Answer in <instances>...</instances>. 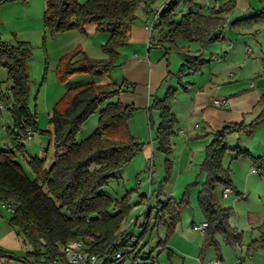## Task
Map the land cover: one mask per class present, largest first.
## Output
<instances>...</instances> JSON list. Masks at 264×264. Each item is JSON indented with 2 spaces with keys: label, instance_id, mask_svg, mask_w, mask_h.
I'll use <instances>...</instances> for the list:
<instances>
[{
  "label": "trees",
  "instance_id": "trees-1",
  "mask_svg": "<svg viewBox=\"0 0 264 264\" xmlns=\"http://www.w3.org/2000/svg\"><path fill=\"white\" fill-rule=\"evenodd\" d=\"M12 1L15 0H0V6ZM258 1L262 5L260 10L243 20H264V0ZM192 2L165 0L151 23V28L160 30L157 39L165 52L176 48L181 55L179 76L189 70H200L205 62L201 49L217 38L212 33L225 22L221 14L225 11L224 5L202 13L199 9L189 8ZM137 5L138 0H45L42 21L51 34L69 29L84 31L85 25L91 22L97 29L107 27L109 30L107 40L101 44L107 58H89L83 53L79 55L77 47L73 48L59 58L57 76L66 79L74 73L107 74L116 65L118 47L127 41ZM143 9L147 13L153 11L147 3ZM177 39L196 41L198 49H179L183 46L177 44ZM29 56L30 47L26 41L12 43L0 40V67L6 70L7 81L5 92L0 90V104L6 107L10 119L5 126L7 145L0 147V198L16 203L9 217L10 224L22 236L23 242L31 247L28 254L33 257L43 255L44 261L51 262L54 257H61L64 242L79 238L87 252L104 257L102 264L127 260L129 264H150L151 250H144L145 244L141 240L148 220L140 224L143 228L137 235L123 228L122 222L130 207L126 195L113 199L102 190L113 171L126 164L142 148V143L130 134L127 127L133 107L118 99L109 100L128 87L110 79L103 82L79 81L69 86L48 114L53 147L51 162L45 167L43 157L29 156L26 161L33 173L30 176L16 159V154L23 151L24 140L28 139L27 131L32 134L37 127L35 113L27 104L26 61ZM174 90L168 87L164 97H155L149 106L158 113L153 138L157 149H170V137L176 121L170 110ZM94 112H97L95 129L77 141L76 134L81 124ZM243 127L242 123H227L213 132L205 147L200 164L204 180L197 190V202L207 222L202 247L216 244V234L226 242L240 240L241 233L229 223L232 209L217 202L213 189L217 183L231 187L229 170L222 164L228 150L224 142L228 134L240 132ZM231 150L249 156L254 168L264 178V154L251 156L236 146ZM166 167L168 171L170 165ZM179 205L180 201L167 198L164 204L157 206L154 223L165 222L167 217L169 228L173 227ZM132 236L136 240L128 242ZM252 248L264 249V235L251 241L248 249ZM118 249H122V254L114 258ZM216 253L219 255V250ZM139 258H148L149 261L138 263Z\"/></svg>",
  "mask_w": 264,
  "mask_h": 264
},
{
  "label": "rangeland",
  "instance_id": "rangeland-1",
  "mask_svg": "<svg viewBox=\"0 0 264 264\" xmlns=\"http://www.w3.org/2000/svg\"><path fill=\"white\" fill-rule=\"evenodd\" d=\"M158 1L160 0L148 2L138 0L135 10L136 17L131 26L145 19V15L148 14L143 9L146 3L153 8ZM192 1L197 6L191 4L190 9H198V6L201 5L202 8L205 7V10L208 9V11L212 7L214 9L218 8L226 2V0ZM44 3L45 0H15L0 6V40L12 43L26 41L30 47V56L26 61L28 76L27 104L30 110L35 113L37 127L33 130L31 137L24 140L23 151L16 154V159L20 162L24 172L30 176H33V173L26 158L34 155L43 157L45 167L51 162L53 147L48 114L54 103L62 97L69 86L76 84L75 82L89 80L103 82L110 79L120 83L123 78L121 63L127 58L129 48L132 49L131 45L133 44L128 41V35L127 41L117 49L116 65L107 74L74 73L66 79H60L57 76L56 67L59 58L66 53L69 46L72 49L77 47L80 50L79 55L83 53L93 59L107 58V53L103 50L101 44L107 40L109 30L107 27L97 29L96 24L91 22L85 25L84 31L69 29L51 34L43 26ZM157 12L158 10L154 13ZM240 29L241 34H232L228 31L225 34L230 40H233L234 37L245 40L251 55L245 56L247 60H242L241 65L236 69L242 67L248 71V76L251 79H255L259 75L253 69L255 68L256 58L258 55L264 57L262 55L264 54V20L244 23ZM257 30H260V32H257ZM159 31L157 27L151 28V31H149L150 40L157 38ZM217 41L219 42L212 43L205 48L206 55L209 54L210 50H216L218 44L224 43L225 40ZM250 47L254 50L255 55L252 54ZM218 50L216 51L218 52ZM170 54L169 70L171 75L164 80L162 89L159 92L160 96L163 95L168 86H180L181 83L186 86L188 80L196 79L195 84L197 87L204 82L207 73L205 67L199 71L186 72L179 76L177 72L182 59L176 52ZM260 61H262V58H260ZM258 72L262 73L261 69ZM129 87V90H131L132 85L130 84ZM6 88V70L0 67V90L5 92ZM182 91V86L174 90L171 107H175L176 103L177 106L182 107L180 104V98L182 97L180 93ZM116 99H118V95L109 98L111 101ZM149 106L148 109H150ZM0 111V147H5L7 145L5 126L10 123V119L6 107L2 104H0ZM157 119L158 113L156 110L152 111L151 117L150 115L146 116L145 108L137 105L133 107L132 115L127 120V127L130 134L142 143V148L126 164L113 171L102 186V190L113 199H120L123 195H126L130 207L122 222L123 228H127L128 231L137 235L143 228L140 224L148 220L147 229L141 235V240L145 244L144 250H151L152 258L150 260L152 262L150 264H212L210 260L218 258L216 250H219L222 256L219 258L221 264H233L239 257L242 258V264H264V249H248L253 239L264 235V182H261L260 187H257V189L253 187L244 189L245 179L237 174L233 175L229 171L231 184L236 186L240 193L232 192L229 197L224 198L221 194L222 185L217 183L214 186L213 190L217 202L232 209L229 223L241 235L239 242H226L220 234H216V244L202 247L204 236L194 230L192 224L204 220L197 202V190L204 180V174L200 171V164L205 149L202 147L200 152L195 145H191L189 142H187L186 147L181 148L180 144L176 142L178 134L175 131L170 137V149H157L153 141L156 135ZM178 120L179 118L176 119L173 130H176L179 126ZM193 122L194 120L191 124ZM96 125L97 112H94L81 124L76 134V140H83L95 129ZM259 135H261V132ZM192 139H196L195 136ZM189 147L192 148V152H189ZM179 159H181V167L183 166L181 171H179L178 166ZM169 165L167 171L166 166ZM251 183L253 184V182H250V185ZM167 198L174 202L180 201L177 220L174 226L170 228V221L167 217H165V222L154 223L157 206L160 207L164 204ZM9 213L7 211V214ZM247 251L252 252L250 257L246 256ZM43 259V255L32 256L30 264H54L52 261H44ZM147 260L148 258L144 260L139 258L138 263ZM122 263L117 262V264ZM123 264H129V261L127 260Z\"/></svg>",
  "mask_w": 264,
  "mask_h": 264
},
{
  "label": "crops",
  "instance_id": "crops-1",
  "mask_svg": "<svg viewBox=\"0 0 264 264\" xmlns=\"http://www.w3.org/2000/svg\"><path fill=\"white\" fill-rule=\"evenodd\" d=\"M205 1L208 2L209 0ZM164 3L165 0L158 1L153 7V11L146 14L143 21L130 25L128 41L133 43L131 45L132 49L129 48L127 58L121 63L123 72L121 82L128 89L118 94V100L132 107L137 105L145 108L146 116L150 115L151 117L152 111L155 109H148L150 101L152 103L155 97H164L167 88L170 87L168 86L163 95L160 96L159 92L162 89L164 80L171 75L169 70L170 53L176 52L179 54L176 48L165 52L164 46L157 39L160 33L157 38L150 40L149 31H151V27L148 28L146 25L155 18L154 12L161 9ZM193 4L194 2H192ZM195 4L194 6H197ZM223 5L222 8L225 11L221 14L225 22L212 33L217 38L201 49L205 62L200 70L205 67L207 72L204 82L197 87L195 84L196 79L188 80L186 86L181 83L180 86H182L183 91L180 93V96H182L180 104L182 107L177 106V103L175 107H171L170 101V110L174 113L176 119L179 118L177 122L179 126L174 130L178 134L176 142L180 144L181 148L186 147L187 142H189V144L195 145L200 152L201 148L204 147L205 149L210 142L209 140L215 130L227 123H242L244 127L240 132H232L225 139L224 143L228 150L224 154L222 164L233 175L237 174L245 179L244 189H250V187L257 189V187H260L261 182H264L262 181L264 178L254 168L249 156L237 154L231 148L236 146L239 149H244L251 156L264 154V57L257 56L255 68L253 69L259 75L255 79H251L248 76V71L242 67L241 69H236L241 65L242 60H247L245 56L251 55L245 40L236 37L230 40L225 32L241 34L240 27L244 23H250L243 20V18L254 15L260 10L262 5L258 0H226ZM198 7L202 13L209 12L208 9L205 10V7L202 8L201 5ZM257 32H260V30H257ZM217 40L225 41L220 45L218 44V48H216V50L219 49L218 52L213 49L206 55L205 48L212 43H218L219 41ZM176 41L179 46H183L179 49H198L196 41L188 42L182 39H177ZM70 49H72L71 46L67 48L66 52ZM250 50L255 55L252 47H250ZM213 55H216L217 58H213ZM179 56L181 58L180 54ZM260 58H262V61H260ZM259 69H261L262 73L258 72ZM188 72L192 73L190 70ZM228 73H232V75L228 76ZM177 74L179 75L178 72ZM130 84L132 85L131 90H129ZM180 86H172V88L176 90ZM212 96L226 97L228 100L227 105L224 107L212 105L210 102ZM179 112L180 114H178ZM193 120L194 122L191 124ZM260 132L261 135H259ZM193 136L196 139H192ZM255 140L256 143L254 144ZM191 149L189 147V152H192ZM178 166L179 171H181L183 169V166L181 167V159H179ZM256 175L257 177H255ZM250 182H253V184L251 183L250 185ZM231 188L233 192L240 193L236 186L231 184ZM10 215L11 213L7 214V211L0 207V264H23L17 259L10 258L7 254L23 258L30 264L32 256L28 254V251L31 247L23 242L22 236L10 224ZM216 255L218 259L222 257L220 252L219 255L218 253ZM251 255L252 252H246V256L250 257Z\"/></svg>",
  "mask_w": 264,
  "mask_h": 264
},
{
  "label": "built area",
  "instance_id": "built-area-1",
  "mask_svg": "<svg viewBox=\"0 0 264 264\" xmlns=\"http://www.w3.org/2000/svg\"><path fill=\"white\" fill-rule=\"evenodd\" d=\"M157 13H154V17ZM148 28L151 27V22L146 25ZM213 58H217L216 55L212 56ZM232 73H228V76H231ZM210 102L212 105L217 107H224L227 105L228 100L224 96H212L210 98ZM28 138L31 137V133L27 131ZM255 170V169H254ZM233 192L232 188L230 186L224 185L221 190L222 197L227 198L230 196V194ZM0 207L5 209L8 212H13L16 203L10 199L7 198H0ZM207 222L205 220L193 224L192 228L202 235H204L206 230ZM136 240V237L132 236L128 242H133ZM40 241L43 242V239L40 238ZM62 256L61 257H54L52 259V262L54 264H102L104 257L102 255H99L95 252H87L85 249L84 242L79 238H73L69 239L64 242L61 248ZM122 254V249H118L113 257L119 258ZM212 264H221L220 260L218 258H213L210 260ZM233 264H242V258H237Z\"/></svg>",
  "mask_w": 264,
  "mask_h": 264
},
{
  "label": "water",
  "instance_id": "water-1",
  "mask_svg": "<svg viewBox=\"0 0 264 264\" xmlns=\"http://www.w3.org/2000/svg\"><path fill=\"white\" fill-rule=\"evenodd\" d=\"M7 256H9V257L12 258V259H17V260H19L20 262H22L23 264H28L23 258L17 257V256L12 255V254H7Z\"/></svg>",
  "mask_w": 264,
  "mask_h": 264
}]
</instances>
